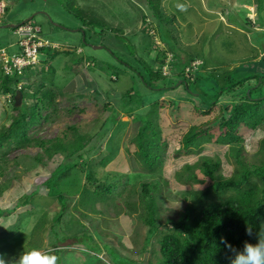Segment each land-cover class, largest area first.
Returning a JSON list of instances; mask_svg holds the SVG:
<instances>
[{
    "label": "rangeland",
    "instance_id": "1",
    "mask_svg": "<svg viewBox=\"0 0 264 264\" xmlns=\"http://www.w3.org/2000/svg\"><path fill=\"white\" fill-rule=\"evenodd\" d=\"M6 1L7 12L0 22V47L12 50L9 46L16 48L19 42L16 28L1 26L20 23L35 14L32 22L41 26L44 40L57 45L56 51L60 52L53 59L45 61L43 53L41 59L38 58L39 64L33 67L35 73L39 67L49 69L44 70L41 77L45 89H53L52 94L56 98L53 105L57 107V112L50 121L43 120L35 125L30 130L31 135L37 132L42 137L53 139L66 133L72 137L74 128L89 136L105 131L99 136L103 139L91 161L96 164L97 180L113 185L112 193H106L109 204L100 202L96 210H86L81 204H76L77 196H70L67 202L69 207L64 209L57 198L48 196L45 184L64 154L59 152L45 159V163H37L28 155H35L39 148L11 150L7 154L8 163L3 174L0 163V184L13 178L0 191V253L5 255L6 260L35 247L45 251L51 249L58 257L57 264H115L120 261L130 264L131 259L134 260L132 264H149L150 261L158 264L161 230L168 231L172 227L168 219L178 218L190 202L191 196L187 198L189 190H203L212 184L201 169L205 157L211 158L214 164L218 159L222 160L221 166L214 171L217 179L239 178L242 168L234 153L238 147H241V158L249 168L253 164H264V123L255 130L241 124L240 140L221 143V130L213 126L220 109L202 115L194 110L191 101V98H200L195 93L206 94L211 99L218 93V88L226 83L225 76L238 74L235 71L238 67L241 70L251 65L252 68L256 67L254 62L259 60L245 56L249 52L244 51L249 43L245 40L246 36L244 38L247 30L236 27L241 31L239 39L238 31L226 23L236 25L240 21L247 22L246 12L248 22L255 21L251 13L256 12L257 0H158L162 4L163 20L150 8L148 0ZM204 7L208 11L222 13L225 21L219 16L216 19V14L208 13ZM257 12L264 23L263 1ZM150 22L156 29L157 37L147 32ZM247 35L256 45H262L264 32L248 31ZM159 36L163 40L164 36H168L172 49L176 46L177 51L183 49L187 52L177 54L178 59L170 52L166 53V59L173 60V63L168 64V76L157 82L162 85L156 88L178 84L180 76L172 68L177 62L183 63L185 60L190 64V58L184 56L190 51L200 58L194 59L196 68L192 70L199 71L197 81L189 83L195 90L184 85L171 90H153L146 87L141 77L138 78L139 70L149 79L140 61L158 66L159 50L164 49L166 42L164 40L163 43ZM95 45L103 47L95 48ZM65 51H83L80 52L81 56L94 62V66L86 68L84 64L75 65L72 60L77 54ZM165 51L169 50L166 48ZM188 64L179 65L180 70L191 65ZM83 75L92 78L91 88L86 91H81ZM19 84L18 87L22 85ZM128 91L137 94L125 98L124 94ZM139 92L145 94V106L136 103ZM24 99L31 103L27 96ZM172 101L179 108L177 111L172 109ZM9 102L0 99V128L3 124L8 126L12 117L18 115ZM195 104H198V100ZM4 108L8 114H5ZM50 110L51 107L46 108L43 115ZM119 110L115 124L107 122L114 111ZM6 115L11 116L10 119ZM141 124L150 126L140 129ZM209 124L213 128L212 134L202 135L186 147V136L192 126ZM158 130H161V142L156 140L154 134ZM139 133L156 141L150 146L156 155V163H159L156 168L148 166L145 155L139 152ZM111 150H114L113 160L107 166L98 164ZM24 154L27 156L18 162L16 159ZM92 163L89 167H92ZM191 172L194 176L189 179ZM251 180L264 185V179L259 175H253ZM145 182L150 185V193L156 196L163 223L160 232L150 236V239H147L149 225L138 218L143 205H137L133 214L127 213L129 205H126L127 200L131 204L139 199L141 185ZM151 183H155L157 188ZM133 187L136 190L130 192ZM35 190L38 192L32 196L31 202L18 207V203L24 204L26 199L20 201L21 197ZM87 197L84 196V199ZM78 206L82 208H76ZM84 207L87 208V205L84 204ZM5 208L8 211L1 213ZM43 213L49 220L45 222L47 228L45 223L37 224ZM92 232L102 236L105 243L97 238L88 240V234ZM101 243L111 247V250L106 247L104 252L99 253ZM112 250L120 256L112 254Z\"/></svg>",
    "mask_w": 264,
    "mask_h": 264
},
{
    "label": "trees",
    "instance_id": "2",
    "mask_svg": "<svg viewBox=\"0 0 264 264\" xmlns=\"http://www.w3.org/2000/svg\"><path fill=\"white\" fill-rule=\"evenodd\" d=\"M257 1V9L260 10L262 1L264 2V0ZM148 4L150 8L157 13L160 20H163L161 2L158 0H148ZM261 10H263V8ZM261 24L263 25V23ZM249 29L251 30V28ZM164 37V40L168 39V36ZM56 48H58V46L54 44H50L43 48V60L53 59L56 54H59L60 52H58L59 50L56 51ZM77 51L65 52L68 54L71 52L73 55L77 54L72 60L75 65L84 64L86 68L94 66V62L86 59L85 56H81L80 52L83 51L76 53ZM159 53L157 57V67L151 66L148 63L144 64L140 61L145 67L149 79L139 70V77L137 76L138 78L141 77L147 88L153 90L157 86L162 85L156 84L157 82L167 77V75L163 74V66L165 64H172L166 59V51ZM190 64L188 65L193 68L192 62H190ZM262 64L264 65V59L263 62L260 63L254 62L255 68H252L251 65L242 70L241 67L235 69L238 74L231 73L225 76L226 83L218 88L216 91L218 93L211 96V99L209 98L210 96L203 93L194 94L200 98H191L194 110L202 115L208 114L214 109H220V114L216 117L213 126L219 127L221 130V143H229L237 139L240 140L242 137L239 135L241 124H245L248 128L255 130L264 123V67H262ZM49 65L50 63L48 66ZM172 69L174 71V66ZM32 70L33 67L31 68V66H29L26 67L21 74L15 71L11 75L1 76L0 93H11L12 98L9 104L18 111V115L12 117L8 126L3 124L0 128L1 174L4 173L3 169L6 168L8 163L7 154L13 149H25L29 147L39 148L35 155H28V158L37 163H45V159L52 158L57 153L61 152L64 154L62 161L52 170L50 177L45 181L48 187V196L57 198L62 203L64 209L69 207L67 202L70 200V196H77L76 204H81L86 210L88 208L96 210L100 202L109 204L106 193H112L113 185L105 182L102 183L97 180L96 164H93L91 161L92 155L94 152L98 151L100 142L103 139L99 136L103 132L105 134V131H100L93 136H89L79 133L77 129L74 128L75 132L72 137H68V133H66L62 137L55 136L53 139L42 137L38 135L37 132L31 135L30 130L35 125H39L43 120L50 121L54 113L57 112V107L53 105L56 104L55 94H52L53 89H45V83L41 77V74L44 73L43 71H48L49 69L39 67L36 73ZM198 73L199 71L196 69V71H191V73L187 75L185 68H183V71L180 70L177 73L180 76L178 84L172 87L166 86L158 88L159 90H171L184 85L185 88L189 89L191 88V83H196ZM81 78L80 81L82 82L81 86L83 88L81 91L90 89L92 81L91 76L83 75ZM19 83H22L21 88H17V84ZM190 90L193 91L195 89L191 88ZM96 92L97 95H100L99 91L96 90ZM16 94L18 97H16ZM136 94L137 93L133 94L128 91L124 94V97L126 98V96H128L129 98V96H134ZM138 94L137 96L140 97H138L139 100L136 103L141 104L140 106H145L143 98L145 94L140 92ZM26 96L31 103H28L29 101L24 99ZM125 98H123V100H125ZM197 100L198 104H195ZM148 101L150 102V100ZM174 104V102L171 103L172 109L177 111L179 108L175 107ZM48 107H51L52 110L46 115H43V111ZM4 112L8 114L6 108H4ZM114 112V115H111L107 119V122L110 121L115 124L120 110ZM132 113H130V115ZM10 117L7 116L8 119H10ZM107 125H110V123ZM149 126L150 125L144 126L141 124L140 129H148ZM212 129L211 124L208 126L193 125L186 136V147L196 142L198 137L212 134ZM154 134L156 135V140L161 142V130L155 131ZM138 138L141 140L138 142L139 152L145 155V163L155 168L159 166V163H156V155L150 147L153 146L156 141L147 139L146 136L143 134L141 135V133H139ZM113 151L111 150L109 154L101 158L98 164L107 166L113 160ZM234 153L237 157V162L242 168L238 179H217L214 171L221 166L222 160L218 159L214 164L211 158L205 157L203 159L201 169L205 172L206 176L212 180V184L203 190H189V197L187 196V198L191 196L190 202L184 207L178 218L168 219V221L172 222V227H168V231L161 230V236H159L158 240L161 257L158 258V264H229L228 256L230 253H228L226 247L220 242V237H224L234 247L242 248L244 241L255 244L258 238L257 234L264 235V185L251 180L253 175H259L264 179V164H253L252 168H249L241 158V147H238ZM24 156L26 157L27 155L24 154L16 160L20 162ZM90 163H92V167H89ZM189 168L190 167L187 166L188 170ZM193 176L191 172L188 177L191 179ZM12 179L11 177V179L9 178L2 182L0 184V191L10 184ZM151 184L155 189L157 188L155 183ZM141 186L142 190L139 194V199L131 204L130 200H127L126 205H129L127 213L133 214L137 205H143L144 211L142 207V211L139 213L138 218L149 225V237H147V239H150V236L160 232V226L163 225V223L160 220L161 217L156 196L150 193L149 183H142ZM134 190H136L135 187H133L130 192H134ZM37 192L38 191L35 190L30 192V194H28V192L24 194L20 199V201H22V199L26 197L23 201L24 204L19 202L18 207L30 203L31 199H33L32 196ZM80 194H82V197ZM83 195L88 197L84 199ZM84 204L87 205V208L84 207ZM82 207L78 206L76 208ZM6 209L8 208L3 209L4 211L1 213L8 211ZM48 221L46 213H43L37 224H41V222L48 223ZM47 223L44 224L46 228ZM167 224L168 223H165L164 225ZM246 227H251L253 229V236H248L246 234ZM88 238L90 240H96L95 238H97L105 243L104 238L98 236L94 232L88 234L87 239ZM103 243H101V246H98L100 250L99 253L104 252L106 247L111 250V247L104 246ZM112 254L120 256L119 254H115L113 250ZM120 262L115 264L124 263L122 261ZM132 262H134L133 259L130 260V264H132ZM149 264L155 263L150 261Z\"/></svg>",
    "mask_w": 264,
    "mask_h": 264
},
{
    "label": "built area",
    "instance_id": "3",
    "mask_svg": "<svg viewBox=\"0 0 264 264\" xmlns=\"http://www.w3.org/2000/svg\"><path fill=\"white\" fill-rule=\"evenodd\" d=\"M8 2L0 0V22L6 14ZM15 32L19 35L18 49L11 51L6 47H0V83L1 76L11 75L15 71L22 73L26 67L39 64L40 57L43 55V48L49 44L48 40H44L42 36V28L33 22L23 23L16 27ZM40 58V59H38ZM193 68H196V63H192ZM192 66H187L185 72L187 75L193 70ZM168 65L164 66L163 72L167 74ZM17 84V88L18 87ZM3 100L11 101V93H0Z\"/></svg>",
    "mask_w": 264,
    "mask_h": 264
},
{
    "label": "clouds",
    "instance_id": "4",
    "mask_svg": "<svg viewBox=\"0 0 264 264\" xmlns=\"http://www.w3.org/2000/svg\"><path fill=\"white\" fill-rule=\"evenodd\" d=\"M32 21L33 19L24 23ZM17 26L11 28H16ZM147 32L152 33L153 36L157 37L156 29L154 26H151V22L147 26ZM159 46L160 45L157 43L156 48ZM167 61L169 63L171 62L169 58H167ZM166 65L168 64H165L164 66ZM0 99L2 98L0 97ZM245 231L248 236L254 235L253 229L251 227H246ZM257 237V242L255 244L244 241L242 248L234 247L224 237H220V242L226 247L228 253H230L228 256L229 264H264V235L258 233ZM57 261L58 257L52 252L51 249L45 251L34 247L30 250L22 251L17 257L7 260L5 259V255L0 253V264H57Z\"/></svg>",
    "mask_w": 264,
    "mask_h": 264
},
{
    "label": "crops",
    "instance_id": "5",
    "mask_svg": "<svg viewBox=\"0 0 264 264\" xmlns=\"http://www.w3.org/2000/svg\"><path fill=\"white\" fill-rule=\"evenodd\" d=\"M204 9L208 12V13H213L214 12V14H216V19H219L218 18V16L220 17V19H223L224 21H225V19L222 17V16H224L222 13H218V11L217 10H210V11H208V9L206 8V7H204ZM246 9V8H245ZM247 10V9H246ZM257 10L258 9H256V12H253L252 11V13H251V15H254V17L256 18V20L254 21L253 20V22L251 21V20H249V23H248V18H247V15H248V13L246 12V20H247V22H238L239 24H231V22L230 23H226L227 25H230L235 31H238V33H236L237 34V37L240 39L241 38V35H240V33H241V31L240 30H237V28L236 27H238V29H246L247 30V32H246V34L244 35V38H245V36H246V38H245V40L247 41V42H249L248 44H247V46L244 48V51H249L248 52V54L247 55H245L246 56V58H252L253 60H259L258 61V63H260V62H263V59H264V41H262L261 42V44L262 45H256L255 43H254V41H252V40H250V37L247 35V33H248V31L249 32H264V23H263V25L261 24L262 23V18H259V15H258V12H257ZM147 17V16H146ZM145 17V18H146ZM144 18V19H145ZM251 21V22H250ZM22 22V21H21ZM248 23V24H247ZM8 24V23H7ZM234 25H235V27H234ZM151 26L153 27V24L151 23ZM263 26V27H262ZM249 28H251V30L249 29ZM160 37V36H159ZM160 39L161 40H163L161 37H160ZM261 40V39H260ZM193 41H195V38H194V40ZM192 41V42H193ZM165 41L163 40V43H164ZM168 43V44H167ZM165 45H164V49L166 50V48H167V50H169V51H166V53L168 52H171V54L174 56V58L176 57L177 59H178V57H177V54L179 55L181 52H184V53H186L187 51H184L183 49H180V50H178L177 51V48H176V46H175V48L174 49H172L171 48V44H169V39H167L166 40V42L164 43ZM260 46V47H259ZM180 47V46H179ZM9 48L10 49H12L11 51H16L17 49H18V46L16 45V48H13V46H9ZM158 50L160 49V47H158L157 48ZM162 50V49H160L159 50V52H164L165 50ZM251 51H253V53L251 52ZM185 57H187V59L188 58H190V60L189 61H194V59H200L195 53H192V52H190V51H188V53L186 54V55H184ZM170 63H173V60H171V62ZM189 62H188V60L186 61H183V63H179V62H177L176 64H175V66H174V73H176V72H179L180 71V67H179V65H185V64H188ZM201 66V65H200ZM108 238V236H106V239ZM108 240V239H107ZM108 242H110V241H108ZM110 243H112V242H110Z\"/></svg>",
    "mask_w": 264,
    "mask_h": 264
},
{
    "label": "water",
    "instance_id": "6",
    "mask_svg": "<svg viewBox=\"0 0 264 264\" xmlns=\"http://www.w3.org/2000/svg\"><path fill=\"white\" fill-rule=\"evenodd\" d=\"M35 14L34 15H31L29 16L28 18L24 19L22 22L20 23H8V24H4L3 26H1V28H8V27H15L17 26L18 24H21V23H24V22H27V21H30L34 18ZM103 46H98V45H95V48H101ZM183 81H186V80H183ZM156 90H159V88H155ZM16 97H18V95L16 94Z\"/></svg>",
    "mask_w": 264,
    "mask_h": 264
},
{
    "label": "bare ground",
    "instance_id": "7",
    "mask_svg": "<svg viewBox=\"0 0 264 264\" xmlns=\"http://www.w3.org/2000/svg\"><path fill=\"white\" fill-rule=\"evenodd\" d=\"M171 53V52H170Z\"/></svg>",
    "mask_w": 264,
    "mask_h": 264
}]
</instances>
